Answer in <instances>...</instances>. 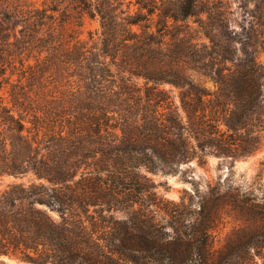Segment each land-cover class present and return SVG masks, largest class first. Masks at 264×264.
<instances>
[{
    "label": "trees",
    "instance_id": "obj_1",
    "mask_svg": "<svg viewBox=\"0 0 264 264\" xmlns=\"http://www.w3.org/2000/svg\"><path fill=\"white\" fill-rule=\"evenodd\" d=\"M23 5L0 11V66L17 59L28 86L6 94L0 81V180L12 178L0 188V264H264L261 170L245 189L208 185L187 226L165 211L172 239L146 203L148 174L209 156L232 166L264 146V9L235 33L225 0ZM57 18L96 20L97 35L62 43ZM47 74L78 88L55 93Z\"/></svg>",
    "mask_w": 264,
    "mask_h": 264
},
{
    "label": "rangeland",
    "instance_id": "obj_2",
    "mask_svg": "<svg viewBox=\"0 0 264 264\" xmlns=\"http://www.w3.org/2000/svg\"><path fill=\"white\" fill-rule=\"evenodd\" d=\"M44 0H0V11H16L24 8L23 3L31 4L32 6H41ZM128 1V0H126ZM228 5V22L229 27L233 28L235 33H241L242 27L248 29L250 25L256 24V17L254 16L257 10L261 7L264 9V0H225ZM58 15V14H57ZM59 19L51 25V31H53L56 38L62 43L70 37H76L81 39H87L90 33L96 37L98 32V21L84 18L81 26H77L72 23L60 24ZM194 26L195 23H194ZM20 25L17 26L11 32L19 35ZM240 35V34H238ZM74 40V39H73ZM71 41L70 43L72 44ZM235 42V41H234ZM238 48L236 55H241L239 50V43L236 41ZM45 52L41 54L43 57ZM14 60V62H13ZM10 60L11 62H4L0 66V81L2 82V91L6 93L10 88L15 86L24 87L27 89V81L25 78L20 79L21 65L17 59ZM33 63L34 60L31 59ZM194 78L199 80L204 86L212 87V81L206 76H200L198 73H192ZM49 75L47 79L48 89L55 93L76 91L78 88L77 77L71 76L67 79L62 77H56L55 75ZM47 89V90H48ZM7 94V93H6ZM259 170L262 172V182L264 183V146L256 153L240 158L234 162L232 166L229 163L220 160L218 157L209 156L206 163L199 164L197 161L183 164L181 171L174 175H151L155 183V187L152 188L147 196L146 200L159 207L152 206V209H156L160 214L165 216L166 219H162L159 216V220L156 225V232L166 239H172L175 237V229H173L172 222H170L169 216L164 212L167 210H177L179 213L183 212V215L188 221L193 222L194 211L196 210L198 195L203 194L208 185H214L220 183L223 188L240 187L242 189L247 188L255 181ZM12 178L4 177L0 180V188L10 182ZM197 188V189H196ZM198 190V193L196 192ZM161 208V209H160ZM116 217H121L122 214L117 212ZM229 219H224L223 223L219 226L222 231V236L230 229ZM226 222V223H225ZM165 223L169 225L165 226ZM225 225V227H224ZM247 227V224H244ZM189 228V227H188ZM6 264H23L17 262L12 258H4Z\"/></svg>",
    "mask_w": 264,
    "mask_h": 264
}]
</instances>
